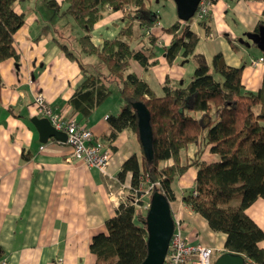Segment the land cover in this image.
Returning a JSON list of instances; mask_svg holds the SVG:
<instances>
[{
    "label": "crops",
    "instance_id": "1",
    "mask_svg": "<svg viewBox=\"0 0 264 264\" xmlns=\"http://www.w3.org/2000/svg\"><path fill=\"white\" fill-rule=\"evenodd\" d=\"M149 2L157 15L150 28L161 43L154 48L158 63L144 70L130 61V68L161 96L166 76L173 82L187 80L194 65L182 58L171 65L166 63L163 48L169 45L171 36L161 28L178 19L175 4L172 0ZM161 4L166 9L164 16L158 10ZM13 9L23 14L24 22L13 37L17 58L0 62V264H52L55 259H61L62 264H93L91 238L105 232L104 222L115 215L121 195L130 186L129 173L122 182L117 174L128 157L139 154L141 146L137 136L125 130L107 145L106 116L116 114L120 106L119 97L112 103L110 95L80 122L111 153L104 172L72 159L64 141H39L30 121L32 117L41 118L33 104L36 94L40 93L54 112L66 118L76 116L68 101L83 78L77 62L64 55L55 39L77 50L74 39L82 31L70 18L59 17L43 0H25L15 3ZM124 23L123 11L108 8L94 24L91 42L100 47L104 40L114 38ZM259 23H264V0H216L209 30L195 21L189 29L198 37L195 51L208 60L220 52L228 66H242L241 84L257 92L264 80V55L246 34L253 33ZM45 26V33L38 37ZM145 26L135 29L136 48L143 43L140 35ZM91 61L92 57H83L84 63ZM252 61H258L257 65ZM195 151V145L187 146L185 162L192 161ZM201 160L212 163L219 158L205 150ZM194 177L195 169L189 167L172 183L175 198L169 202L171 215L178 220L183 235L192 244L211 248L215 259L226 252L225 235L213 232L206 220L181 199L184 191L193 188ZM245 213L264 232V197L253 201ZM258 246L264 249V239Z\"/></svg>",
    "mask_w": 264,
    "mask_h": 264
},
{
    "label": "trees",
    "instance_id": "2",
    "mask_svg": "<svg viewBox=\"0 0 264 264\" xmlns=\"http://www.w3.org/2000/svg\"><path fill=\"white\" fill-rule=\"evenodd\" d=\"M24 1L0 0V62L17 58L13 37L24 17L14 11L13 5ZM43 1L82 31L74 39L77 50L55 39L64 55L77 62L83 78L68 101L77 121H85L109 97L111 85L117 90L120 106L116 114L106 116L109 131L104 139L108 146L124 130L138 138L136 103H142L150 115L152 157L146 159L140 147L139 154L122 163L117 178L122 182L129 173L130 186L115 215L104 222L105 232L91 238L93 264L143 261L146 211L140 210L142 201L138 198L151 186L147 202L155 192L163 194L168 202L174 200L172 183L189 167L195 169V177L193 188L183 193V203L202 216L213 232L225 235L226 252L241 255L244 264H264V249L258 246L264 232L245 213L253 201L264 197V80L257 92L246 90L241 84L243 67L228 66L220 52L208 60L195 51L198 37L189 29L193 18L186 22L176 19L161 28L171 36L169 45L163 48L165 61L171 65L177 58L189 59L194 67L187 80L173 82L166 76L162 95L157 96L130 68V61L144 70L158 63L156 36L147 37L139 48L133 44L136 27L156 23L149 0ZM108 8L123 11L125 23L114 38L97 47L91 42V31ZM209 21L210 14L202 21L207 31ZM259 27L264 30V23H259L254 32ZM46 29L42 27L38 37ZM83 57H92L91 63H84ZM189 144L195 145L196 151L187 163L183 153ZM205 150L219 160L202 161Z\"/></svg>",
    "mask_w": 264,
    "mask_h": 264
},
{
    "label": "built area",
    "instance_id": "3",
    "mask_svg": "<svg viewBox=\"0 0 264 264\" xmlns=\"http://www.w3.org/2000/svg\"><path fill=\"white\" fill-rule=\"evenodd\" d=\"M215 2L216 0H199L192 16L193 21L201 23L211 13ZM150 35H152L151 28L145 26L141 32L140 39L143 41ZM156 44L159 45L161 43L156 41ZM257 62L252 61L251 64L257 65ZM33 104L38 116L46 118L54 129L63 131L66 134L65 143L70 148L72 159L81 162L87 167H94L100 172H104L111 159V153L108 149L103 148L101 143L94 140L90 129L80 124L76 116L66 118L60 113L54 112L45 103L40 93L35 95ZM150 187L142 194L147 191L149 193ZM124 201V196L121 195V202ZM148 203L146 202V204L142 205L145 210L148 208ZM173 223L174 228L169 239L163 264H213L214 257L211 248L192 244L183 235L178 220H173ZM2 264H6V262H2ZM52 264H62V261L61 259H55Z\"/></svg>",
    "mask_w": 264,
    "mask_h": 264
},
{
    "label": "water",
    "instance_id": "4",
    "mask_svg": "<svg viewBox=\"0 0 264 264\" xmlns=\"http://www.w3.org/2000/svg\"><path fill=\"white\" fill-rule=\"evenodd\" d=\"M175 4L177 18L188 21L194 14L199 0H172ZM246 38L264 52V30L259 27L257 32L246 34ZM138 140L146 159L152 157V131L150 115L142 103H136ZM31 123L39 134V141L45 143L48 138L66 141V134L53 128L44 118L32 117ZM146 256L140 264H163L169 239L173 232L174 223L170 205L163 194L153 193L149 198L145 214ZM213 264H244L243 257L239 254L225 252L214 259Z\"/></svg>",
    "mask_w": 264,
    "mask_h": 264
},
{
    "label": "rangeland",
    "instance_id": "5",
    "mask_svg": "<svg viewBox=\"0 0 264 264\" xmlns=\"http://www.w3.org/2000/svg\"><path fill=\"white\" fill-rule=\"evenodd\" d=\"M158 7H159L158 10L161 12V15L164 16V15L166 14V9L162 6V4L159 5ZM188 63H190V65H194L192 60H190ZM110 88H111V94H110V98H109V100L112 101V103H113L115 97L118 98L119 95H118L117 90H116V88H115L114 85H111ZM118 99H120V98H118ZM187 191H189V190L184 191V193L187 192ZM147 198H148V191H147L146 193L140 195V197H139V200L142 201V203L139 205V208H140V210L143 211V213H144V211H146V210L142 207V205H143V204H146V202H147Z\"/></svg>",
    "mask_w": 264,
    "mask_h": 264
}]
</instances>
